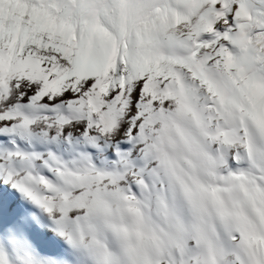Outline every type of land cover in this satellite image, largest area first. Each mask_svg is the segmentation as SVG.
<instances>
[{
	"label": "snow or ice",
	"instance_id": "snow-or-ice-1",
	"mask_svg": "<svg viewBox=\"0 0 264 264\" xmlns=\"http://www.w3.org/2000/svg\"><path fill=\"white\" fill-rule=\"evenodd\" d=\"M0 264H264V0H0Z\"/></svg>",
	"mask_w": 264,
	"mask_h": 264
}]
</instances>
